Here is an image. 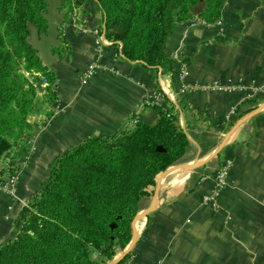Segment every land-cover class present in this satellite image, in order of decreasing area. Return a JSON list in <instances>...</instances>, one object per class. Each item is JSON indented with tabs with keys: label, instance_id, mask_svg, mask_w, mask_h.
I'll return each instance as SVG.
<instances>
[{
	"label": "crops",
	"instance_id": "obj_1",
	"mask_svg": "<svg viewBox=\"0 0 264 264\" xmlns=\"http://www.w3.org/2000/svg\"><path fill=\"white\" fill-rule=\"evenodd\" d=\"M79 4L86 32L68 30L60 60L51 67L61 110L52 116L43 95L35 99L32 129L22 140L33 150L16 151L27 156L16 199L0 192V248L15 239L14 221L47 181L55 159L90 136H111L135 122L152 124L157 114L141 101L146 90H158L166 93L161 109L174 116L189 147L185 159L161 174L139 203L138 214L152 211L135 223L134 264H264V96L251 101L242 93L181 96L172 75L126 61L111 44L98 53L93 31L103 27L102 13L94 0ZM220 20L222 35L190 21L175 25L166 56L189 63L193 86L264 83V0H227ZM94 63L102 72L81 84L79 75ZM225 159L233 166L223 211L215 216L200 203L212 181L200 177H212ZM92 257L100 261L97 253Z\"/></svg>",
	"mask_w": 264,
	"mask_h": 264
},
{
	"label": "trees",
	"instance_id": "obj_2",
	"mask_svg": "<svg viewBox=\"0 0 264 264\" xmlns=\"http://www.w3.org/2000/svg\"><path fill=\"white\" fill-rule=\"evenodd\" d=\"M61 1L66 17L79 7V0ZM94 1L104 38L120 44L123 59L172 75L174 62L165 48L175 25L193 19L213 25L227 0ZM46 9L44 0H0V162L32 129L37 91L26 75L43 76L50 104L57 103V78L29 43V25L46 32ZM153 109L152 124L90 136L55 159L47 181L14 221L16 236L0 248V264H104L127 248L140 201L189 147L174 116Z\"/></svg>",
	"mask_w": 264,
	"mask_h": 264
},
{
	"label": "built area",
	"instance_id": "obj_3",
	"mask_svg": "<svg viewBox=\"0 0 264 264\" xmlns=\"http://www.w3.org/2000/svg\"><path fill=\"white\" fill-rule=\"evenodd\" d=\"M68 24L62 25L60 27V40L61 45L63 40L65 39L66 33L68 30H76L77 32L84 34L86 31L84 27L80 23V19L78 17V11L73 10L72 13L69 14ZM190 22L207 27H214L218 30L219 35H222L224 32V25L221 20L215 22L213 25H207L200 19H193ZM104 28L99 27L93 31L94 36H96V50L100 53L101 47L104 45H108V43L104 38L103 33ZM120 44L117 46L119 48L120 56ZM103 68L98 64L94 63L88 67V69L79 75V82L81 84H85L92 77H94L97 73L102 72ZM112 74L117 75V72L112 70ZM172 77L178 84V94L181 96H187L196 92H205V91H214V92H224V93H242L245 95L246 100L251 101L255 100L260 96H264V83H256L254 81L249 83H244L242 81L232 84V85H221L219 83H214L210 87H197L190 85L188 83L189 77V63L185 60L175 59L174 61V70ZM166 93H163L158 90H146L143 94L141 106L148 108L161 107L162 103L165 101ZM60 107L57 103L51 104V115L53 116L55 113L60 111ZM52 119L49 118V121ZM136 124L133 123V125ZM132 125V126H133ZM23 140V139H22ZM22 140L18 143V146L15 147L7 157H5L0 162V192L7 196L11 201H14L17 196V191L19 187L20 177L22 170L26 164V158L21 155L18 156L16 154L17 149L22 148L28 153H30L32 148V143L26 142L23 143ZM233 166V162L230 159H225L222 165L215 171L212 177L209 176H201L200 182H205L206 180L211 179L212 187L208 194H205L201 197L200 203L204 207H208L213 215H219L223 211L222 209V197L227 190L230 183V174ZM10 211L11 206L7 207L6 213L4 215V219L6 221L10 220ZM230 221V218L227 217L224 224H227ZM135 256L133 253H129L119 264H134Z\"/></svg>",
	"mask_w": 264,
	"mask_h": 264
},
{
	"label": "water",
	"instance_id": "obj_4",
	"mask_svg": "<svg viewBox=\"0 0 264 264\" xmlns=\"http://www.w3.org/2000/svg\"><path fill=\"white\" fill-rule=\"evenodd\" d=\"M47 4L46 12L42 14V18L46 21V32L39 34L36 27L29 25V43L32 49L35 51L37 57L40 59L44 67H51L60 60V55L54 53L55 50H58L61 46L60 40V27L64 24L66 15L61 13L62 8L61 0H44ZM201 10V5L194 10V14L198 15ZM104 28V25H103ZM222 147L220 148V150ZM169 170V169H168ZM152 209L137 214L133 221V238L127 249L124 250V253L111 264H119L131 251L135 243L136 230L135 223L136 221L149 214Z\"/></svg>",
	"mask_w": 264,
	"mask_h": 264
},
{
	"label": "rangeland",
	"instance_id": "obj_5",
	"mask_svg": "<svg viewBox=\"0 0 264 264\" xmlns=\"http://www.w3.org/2000/svg\"><path fill=\"white\" fill-rule=\"evenodd\" d=\"M78 11V17L80 16V12L81 11V6L79 4V7H77L76 9ZM61 13H65L64 11H62V8L60 10ZM68 16L65 18V22L63 25H67L68 24V20H67ZM59 50V49H58ZM59 54V53H58ZM62 54V51L60 52V56ZM52 67V66H51ZM49 67V68H51ZM28 81L33 85V87H35L36 91H37V96L36 98L38 97H42L41 95H43V97L46 99L47 103L50 104V100L49 98L47 97V92H46V89H47V83L46 81L44 80L43 76H41L40 74H37V73H32V74H28L26 75ZM43 91H45V93H43ZM34 106V105H33Z\"/></svg>",
	"mask_w": 264,
	"mask_h": 264
}]
</instances>
